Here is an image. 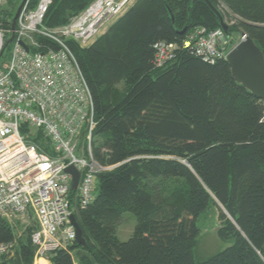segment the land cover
<instances>
[{"label": "trees", "instance_id": "1", "mask_svg": "<svg viewBox=\"0 0 264 264\" xmlns=\"http://www.w3.org/2000/svg\"><path fill=\"white\" fill-rule=\"evenodd\" d=\"M208 1L237 15L264 55V0ZM92 2L51 0L43 26L67 25ZM9 15L0 14L8 30ZM198 26L220 27L205 0H136L91 46L68 42L92 96L100 142L92 154L115 167L98 175L94 202L74 216L85 244L54 252L51 264H75L74 252L80 264H264V103L232 79L226 60L207 65L181 49L163 68L153 65L157 42L181 43ZM37 42L41 51L57 49ZM21 133L43 141L42 133ZM210 206L221 211L220 239L234 243L196 263V223ZM125 213L136 225L122 242ZM13 239L0 219V243ZM15 248L1 264L34 263L29 231Z\"/></svg>", "mask_w": 264, "mask_h": 264}, {"label": "built area", "instance_id": "2", "mask_svg": "<svg viewBox=\"0 0 264 264\" xmlns=\"http://www.w3.org/2000/svg\"><path fill=\"white\" fill-rule=\"evenodd\" d=\"M9 1L0 0V14ZM134 1L93 0L67 25L46 29L43 21L51 0H37L36 5L26 0L14 33L0 23V219L14 231L12 242L0 243V264L27 231L34 264L58 250L68 251L76 242L70 218L94 202L98 175L114 169L99 165L92 154L97 125L92 96L68 42L81 49L91 46ZM224 23L228 29L234 24ZM12 35L11 57L2 63ZM39 37L57 49L41 51ZM246 37L243 33L235 46ZM228 47L221 27H200L181 43L157 42L153 65L163 68L181 49L214 65L227 59L232 51ZM22 128L31 135L42 133V143L22 134ZM69 167L79 174L75 192L66 173Z\"/></svg>", "mask_w": 264, "mask_h": 264}, {"label": "rangeland", "instance_id": "3", "mask_svg": "<svg viewBox=\"0 0 264 264\" xmlns=\"http://www.w3.org/2000/svg\"><path fill=\"white\" fill-rule=\"evenodd\" d=\"M22 2L23 0H10L7 6L4 8L8 13H10V15L8 16V20H11V23L13 22V17L16 14L18 7ZM132 5H130L129 7H131ZM213 7L215 11H217L218 14L220 15L223 23L224 22L229 24L234 23L233 25H231V28L228 29V33H227L228 36H226L229 43L228 50H231L232 47L235 46L236 43L240 41V38L243 35V32L239 27V24L242 23V21L237 15L233 14L232 11H229L227 7L221 2H219L216 6ZM111 25L108 26L105 32L110 28ZM197 28H200V26H198ZM197 28H195L193 31L197 30ZM105 32H102L100 36L95 37L93 43L96 40H98L99 37L104 35ZM78 48H80V46H78ZM10 53H11V45L8 47V49L5 50L4 52L5 56L1 60L2 63L7 62L10 59L11 57ZM117 91L119 94L123 93L124 87L122 84H119V86L117 87ZM31 131L35 133V130L31 129ZM99 144H100L99 140H97L94 137L92 139V145L93 146L96 145V147H98ZM220 212L221 211L219 207L210 206V208L205 212V214L201 215L197 220L196 224H197V228L200 230V234L196 238L195 245L193 247L194 261L196 263L207 261V259L229 248L234 243L233 239H229V241H224L221 240L218 235V230H220V227L222 226L223 223L221 218L219 217ZM135 225H136V220L134 216L130 213H125V215L122 218V222L117 230L118 239L122 242H125L127 239H129L133 233L132 231ZM72 255L74 257V260L76 262H79V259L76 256L75 252Z\"/></svg>", "mask_w": 264, "mask_h": 264}, {"label": "water", "instance_id": "4", "mask_svg": "<svg viewBox=\"0 0 264 264\" xmlns=\"http://www.w3.org/2000/svg\"><path fill=\"white\" fill-rule=\"evenodd\" d=\"M25 1L26 0H23L13 17V22L10 29L12 33H14L17 18L22 10ZM205 1L208 2L210 8L213 10V12L216 13L220 23V27L222 28L224 34L228 36V27L225 23H223L220 15L217 11H215L212 4L208 0ZM184 32L185 31H182V33ZM12 41L13 35L6 42L7 45L11 44ZM21 45L24 48L25 52H27V46H25L23 43ZM226 57L228 67L231 69L232 79H235V81L239 85L248 90L256 100L258 99L264 103V55H262L258 46L254 44L250 38L246 37V39L238 43L237 46H235ZM66 173H68L73 178L71 189L73 192H75L77 190L79 174L73 167L67 168ZM217 206H219V204H217ZM219 207L222 213L228 218L226 211L221 206ZM70 223H72L75 228L76 243L78 245H84L85 240L82 234L81 227L76 222L74 216L70 218Z\"/></svg>", "mask_w": 264, "mask_h": 264}, {"label": "crops", "instance_id": "5", "mask_svg": "<svg viewBox=\"0 0 264 264\" xmlns=\"http://www.w3.org/2000/svg\"><path fill=\"white\" fill-rule=\"evenodd\" d=\"M128 233H129V231H128ZM36 264H51V262L49 260H47V261L46 260H42V261H37ZM75 264H80V262H76L75 261Z\"/></svg>", "mask_w": 264, "mask_h": 264}, {"label": "bare ground", "instance_id": "6", "mask_svg": "<svg viewBox=\"0 0 264 264\" xmlns=\"http://www.w3.org/2000/svg\"><path fill=\"white\" fill-rule=\"evenodd\" d=\"M94 143V142H93Z\"/></svg>", "mask_w": 264, "mask_h": 264}]
</instances>
